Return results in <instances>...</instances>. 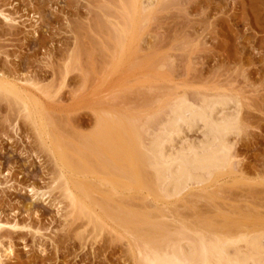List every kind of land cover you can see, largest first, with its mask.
I'll use <instances>...</instances> for the list:
<instances>
[{"label":"rangeland","instance_id":"obj_1","mask_svg":"<svg viewBox=\"0 0 264 264\" xmlns=\"http://www.w3.org/2000/svg\"><path fill=\"white\" fill-rule=\"evenodd\" d=\"M127 1L0 0V79L41 102L49 133L77 167L83 163L82 139L93 133L94 119L104 118L103 112L115 122L120 116L133 120L156 109L164 91L225 93L240 105L230 109L239 112L242 127L232 137L236 177L226 176L232 179L208 196L217 193L213 201L223 209L225 203L238 207L241 199L250 200L241 202L242 210L252 207L264 217V0H145L151 9L138 19L140 4L132 6L131 24ZM124 21L131 25L126 40L120 36ZM24 114L11 96L0 95L3 264H135L128 239L117 240L110 228L95 230L73 207L71 212L60 168ZM195 128L181 133L186 143L201 140L202 130ZM251 189L257 191L250 193L253 198ZM189 199L193 208L187 207L201 214L212 202L197 198L192 206ZM216 202L210 209H219ZM186 210L189 217L196 213Z\"/></svg>","mask_w":264,"mask_h":264},{"label":"bare ground","instance_id":"obj_2","mask_svg":"<svg viewBox=\"0 0 264 264\" xmlns=\"http://www.w3.org/2000/svg\"><path fill=\"white\" fill-rule=\"evenodd\" d=\"M129 1L127 2L130 3ZM143 1L145 0H131V4L127 3L129 13L136 12L134 9H138L140 4L139 10L142 12L138 10V19H142L141 15L151 9L150 1H146L150 6ZM128 12L126 17L130 23L132 13ZM125 21L122 27L124 30L120 32V36H124L123 40H126L125 34L127 36L131 32L127 30L131 23L125 26ZM120 47L123 49V45ZM122 49L117 52L118 55ZM178 91L174 89L172 93L164 91L167 94H158L162 97L158 96L159 100H155L156 109L151 110L154 108L152 107L145 110L140 118L138 116L136 119L126 120L124 116H120V119L123 118L118 120L113 116L115 122L107 112H103L107 119L96 116L94 123L97 124L91 131L93 133L87 135L86 140L85 136L82 139L85 141L84 146H81L85 149L81 158L83 163L79 162L82 166L80 164L77 167L74 159L73 163L70 159L69 162L74 165L70 167L68 155H65L67 153H63L61 144L49 133L47 112L45 113L41 102L15 82L0 79V95L3 93L11 96L17 105L23 107L24 115L32 124L40 143L54 156L60 168L59 181L63 184L64 197L71 203V212L74 209L76 215L87 218L94 224L95 230L98 228V231H105V228H110L119 236L114 235L117 240L128 239L131 248L129 252L135 264H264L263 215L260 216L251 205L250 209H245L244 205L245 210H242L241 205L245 201L251 204L250 200L243 198L244 201L240 200L243 201L242 204L239 199H233L240 202L239 209L236 204L224 202L225 212L221 208L222 202V206H219V201H213L217 193L212 195L213 198L208 196L210 192H217V187L219 190L226 176L234 177L235 174V143L232 137L238 136L242 127L237 114L239 112H230V109L233 108L232 105L239 107V102L237 101V105L236 99L229 98L225 93L223 96L214 94L212 97L205 92L200 94L202 91L192 92L193 96L189 92ZM126 122L129 126L124 124ZM194 127L202 130V138L200 141L186 143L188 141L182 139L183 130ZM71 170H79V174L75 175ZM78 175H82L80 181ZM75 176H78L77 181ZM250 193L257 194V191L253 192L251 189L249 196ZM190 196L194 198L193 201L192 198H187L192 206L193 202L197 203V198L198 203L200 199L204 202L210 199L206 203L211 200L213 203L207 204L208 207L205 205L206 211L202 209L203 213L198 211L197 214L198 212L187 207L189 203L186 197ZM242 196L243 193L240 197ZM214 202L223 211L218 207L216 210L212 208L214 211L210 209V205H215ZM180 203L182 206L188 203L184 207L190 212H196L195 215L191 213L192 216H186L188 212L186 214L185 208L181 209ZM188 206L191 207L190 204ZM1 256L0 264H3Z\"/></svg>","mask_w":264,"mask_h":264}]
</instances>
